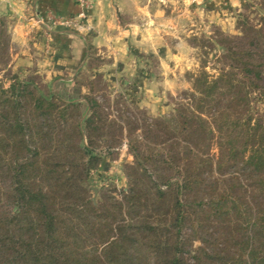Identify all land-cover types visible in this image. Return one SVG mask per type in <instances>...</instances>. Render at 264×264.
Segmentation results:
<instances>
[{
  "label": "trees",
  "instance_id": "obj_1",
  "mask_svg": "<svg viewBox=\"0 0 264 264\" xmlns=\"http://www.w3.org/2000/svg\"><path fill=\"white\" fill-rule=\"evenodd\" d=\"M241 26L176 115L129 130L128 187L99 206L76 176L107 127L95 101L0 82V264H264V33Z\"/></svg>",
  "mask_w": 264,
  "mask_h": 264
},
{
  "label": "rangeland",
  "instance_id": "obj_2",
  "mask_svg": "<svg viewBox=\"0 0 264 264\" xmlns=\"http://www.w3.org/2000/svg\"><path fill=\"white\" fill-rule=\"evenodd\" d=\"M154 1L164 9L159 13L162 18L167 16V20L161 19L160 25L146 24L140 29L145 39L140 38L138 44H132L130 54H123L122 61H114L107 49L90 47L80 71L70 79L62 77V81L46 79L38 69L28 67L26 61L17 58L19 46L13 42L12 21L0 13L1 30L4 31L1 39L8 40V61L4 63L2 56L0 59L3 87L7 88L10 79L17 77L29 83L36 95L46 99L52 95L61 100L88 96L97 104V114L108 121L104 132L96 138L93 152L96 165L85 175L83 169L76 173L85 179L83 187L94 206L103 205L128 187L127 167L135 162L129 148V130L134 133L135 124L140 126L133 136L141 140L144 135L141 121L151 124L176 115L178 106L184 103L183 95L192 90L193 75L203 69L210 76L216 75L219 65L215 60L220 51L211 42H218L222 35L238 36L243 22L264 33V0H235V11L232 12V8L228 12L213 11L207 17L197 10L184 12L182 6L190 7V0ZM192 2L200 7L204 0ZM170 8L171 14H166ZM174 20V29L165 25L166 21L172 23ZM40 34L44 38H41L40 53L46 55V45H51L50 37ZM80 104L85 105V102ZM113 122L122 126V135L117 133V128L111 127ZM151 134L148 138L159 142L155 132ZM110 140L118 142L109 148Z\"/></svg>",
  "mask_w": 264,
  "mask_h": 264
},
{
  "label": "crops",
  "instance_id": "obj_3",
  "mask_svg": "<svg viewBox=\"0 0 264 264\" xmlns=\"http://www.w3.org/2000/svg\"><path fill=\"white\" fill-rule=\"evenodd\" d=\"M192 1L190 7L182 6L184 12L197 10L207 17L213 11L236 10L235 0H204L200 7ZM159 10L164 9L154 0H94L88 12L91 33L63 27L51 28L47 33L45 28L32 25L30 17L34 14L45 20L72 17L80 11L74 0H0V13L12 21L13 42L19 46L17 58L26 61L28 67L38 69L46 79L58 81H62V77L70 79L80 71L90 47L107 49L114 61H122L123 54H130L132 44H138L140 38L145 39L141 37L140 29L146 24L156 26L160 25L161 19L167 20V16H160ZM170 11L171 8L165 12L171 14ZM174 24L176 20L165 22L173 29ZM40 33L50 37L51 45L46 50L48 57L40 53L44 39Z\"/></svg>",
  "mask_w": 264,
  "mask_h": 264
},
{
  "label": "built area",
  "instance_id": "obj_4",
  "mask_svg": "<svg viewBox=\"0 0 264 264\" xmlns=\"http://www.w3.org/2000/svg\"><path fill=\"white\" fill-rule=\"evenodd\" d=\"M74 2L78 5L80 11L78 14L72 17H51L48 20H45L43 17L34 14L30 17V23L35 27L45 28L47 30V33H50L51 28L56 27H63L75 31L84 30L90 32L92 30V24L88 12L92 9L94 0H74ZM46 36L49 38L48 34H46ZM46 50H49L48 45H46Z\"/></svg>",
  "mask_w": 264,
  "mask_h": 264
}]
</instances>
